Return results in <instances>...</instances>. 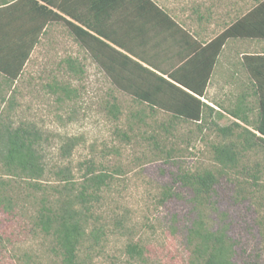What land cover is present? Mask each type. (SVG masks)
<instances>
[{
	"label": "rangeland",
	"instance_id": "rangeland-1",
	"mask_svg": "<svg viewBox=\"0 0 264 264\" xmlns=\"http://www.w3.org/2000/svg\"><path fill=\"white\" fill-rule=\"evenodd\" d=\"M156 1L188 9L204 2ZM241 1L205 0L220 22L230 19L229 10L235 13L249 4ZM69 56L82 72L69 68ZM26 72L28 92L20 108L10 117L4 110L0 119L39 131L34 149L45 170L33 179L14 175L0 155V264H62L38 216L43 205L58 208L60 196L67 197L66 179L59 172L65 168L77 185L89 169L110 176L93 203L92 222L104 232L98 244L88 240L81 249L86 264H192L189 231L199 214L213 229L227 232L237 264H264V154H240L236 167L223 171L200 202L182 177L223 167L214 158L216 146L232 137L222 135L217 124L226 127L233 118L218 117L217 124L207 120L200 129L196 122L164 125L168 115L161 110L139 115L133 95L117 90L68 30L40 45ZM130 242L141 245L140 256L127 252Z\"/></svg>",
	"mask_w": 264,
	"mask_h": 264
},
{
	"label": "crops",
	"instance_id": "crops-1",
	"mask_svg": "<svg viewBox=\"0 0 264 264\" xmlns=\"http://www.w3.org/2000/svg\"><path fill=\"white\" fill-rule=\"evenodd\" d=\"M247 2L235 13L229 10L230 19L220 22L205 0L192 9L156 1L160 10L147 15L150 21L142 22L140 31L124 30L125 47L109 41L142 65L120 71L125 88L113 85L127 94L139 85L142 91L156 88L158 94L190 92L215 108V119L229 116L246 125L222 109L228 107L245 112L255 123L264 92V0ZM90 5L91 0H0V115L6 110L10 117L20 108L28 92L23 84L26 67L36 49L50 43L59 30H68L67 20L86 28L70 12L97 22ZM109 12L116 19V11ZM228 31L220 45L218 38ZM200 90L204 95H198Z\"/></svg>",
	"mask_w": 264,
	"mask_h": 264
},
{
	"label": "trees",
	"instance_id": "trees-1",
	"mask_svg": "<svg viewBox=\"0 0 264 264\" xmlns=\"http://www.w3.org/2000/svg\"><path fill=\"white\" fill-rule=\"evenodd\" d=\"M58 7L61 8L59 5ZM89 9L95 13L97 22L94 24L89 19L70 12V15L83 23L86 28L67 20L70 24L68 31L92 56L102 72L112 74L111 82L120 88H125L124 75L120 71H125L131 65L141 67L142 65L109 41L125 47L126 32L124 30L140 31L143 23L150 21L147 15L153 14L154 10H160V8L155 0H91ZM109 9L116 11V19L112 20L113 15ZM54 14L62 17L56 12ZM165 15L169 18L166 13ZM227 35L229 31L218 38L220 45ZM75 60L71 56L66 59L69 68L82 72V67L77 66ZM163 80L176 87L172 82L164 78ZM51 86L50 84V88ZM129 89L133 90L131 93L133 99L139 104V115H148L154 110H161L168 115V118L162 122L164 125L177 126L182 122H196L202 129V125L199 124L207 120L217 124L215 122L217 119L213 116L215 108L190 92L181 90L182 95L179 96L173 92L158 94L156 88L149 90V87L142 91L140 85L136 88L131 86ZM198 95H204V91L200 90ZM262 97L261 110L255 123L251 122L249 116L242 114L245 112L238 108H222L228 114L245 122L246 125L237 120H233L232 124L226 127L217 124L222 135L232 137L229 142L216 146L214 158L223 164L217 172L208 169L203 172L182 174L184 182L194 192L198 202L202 199L201 196L205 198L210 193L223 171L236 167L240 154L253 150L264 154V92ZM112 106L119 110L118 104L115 103ZM39 140L38 130L23 125L14 128L0 119V143L4 149L1 150L0 155L12 174L26 175L31 179L42 175L45 170L42 156L34 149L39 144ZM71 147L72 145L68 144V149ZM259 165L261 163L257 162L255 167ZM68 171L70 170L67 168L59 171L60 175H64L66 179L67 197L62 199L60 196L57 203L61 201L62 203L58 208L43 205L38 222L43 230L51 235L53 248L61 256L62 264H86L80 257L81 249L88 240L91 246L98 244L100 235L104 232L103 227L97 226L96 221L92 222L93 203L98 200L99 192L108 184L110 176L108 173H95L89 169L91 172L77 185L73 178L67 175ZM262 171H264V165ZM252 175L258 179L256 172ZM166 195L172 194L166 192ZM42 200L43 203L47 202V199ZM189 240L194 242L195 259L191 261L192 264H237L236 249L227 232L223 228L213 229L202 214H199L198 219L190 227ZM126 250L132 256L142 254L141 245L137 242H130Z\"/></svg>",
	"mask_w": 264,
	"mask_h": 264
}]
</instances>
